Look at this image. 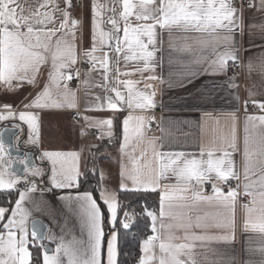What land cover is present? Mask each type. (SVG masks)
Returning <instances> with one entry per match:
<instances>
[{"label":"snow or ice","instance_id":"snow-or-ice-1","mask_svg":"<svg viewBox=\"0 0 264 264\" xmlns=\"http://www.w3.org/2000/svg\"><path fill=\"white\" fill-rule=\"evenodd\" d=\"M121 3L122 10L117 14L116 8L109 9L107 4L101 6L93 0L91 47L85 48L82 54L78 55L75 29L79 22L71 18L72 0H64L63 9H60L54 0H44L35 11L20 5L17 0H0V87L6 86L7 91L14 93L24 84L36 87L41 68L48 65L50 69L48 81L42 90L27 103L22 102L24 110L18 113L19 121L28 126L29 140L33 144H39L40 141V116L32 111L33 109L77 106L76 92L68 87V82L81 77L79 69L74 68L80 62L81 56L82 62L88 65V71L83 73L84 79L81 81L85 92L87 93L92 86L89 78L97 72L102 76L103 84H96L95 87L102 88L105 93H113L111 96L106 95L103 102L95 103L86 110H107L117 113L123 112L125 105L129 110L144 111L154 108V92L149 94L138 90L136 82L132 80H119L121 76L137 74L121 71L119 63L121 57L126 65L128 62L140 61L143 64L141 75L143 72H154L157 65L152 62L157 51V39L165 30L170 36L173 29L205 34L208 39L202 43L212 47L214 53L216 44L223 41L224 51L216 53V58L209 67L214 74L227 77L226 83L229 88L239 89L237 77L228 74L231 66H239V50L235 47V35L237 30L243 34L242 16L238 15V9L234 7L232 0H136L135 3L133 0H121ZM50 6L52 10L47 11ZM102 7L112 15L102 12ZM248 7L264 12V0H259V3H256V0H249ZM57 11L61 12L62 17L58 25L55 18ZM98 17L101 19H97ZM101 24L110 27L104 30ZM259 28L264 34V24L259 25ZM57 32L62 35L57 36ZM69 36L71 41L67 39ZM112 52L116 54V86L109 89L107 87L110 82L109 74L113 71ZM261 59L264 61V57ZM246 67L251 71V62ZM147 79L156 80L158 77L149 75ZM187 83H192L190 78ZM181 86L186 87L187 84ZM145 87L147 89L151 85ZM53 89L56 90L58 99H53ZM252 95L249 91V97ZM234 98L239 102L238 92ZM95 99L101 101L100 96H96ZM249 103L264 113V101L246 99L244 101L246 112ZM0 108L8 113L0 114V121L17 118L13 105L0 101ZM153 119L131 114L122 119L120 122L122 154H129L128 150L133 140L144 139L145 127L150 126ZM245 119L242 194L248 198V202L242 206L245 212L243 230L257 232L264 237V135L258 138L250 137L248 126L251 124L253 128H264V114L246 115ZM114 125L113 117L96 120L94 126L102 130L97 138L104 140L106 134L109 143H112ZM5 135H9L7 128L0 131V159H3ZM148 144L152 150V161L140 166L137 158L130 156L131 169L121 164L119 192L147 193L162 188L160 218L165 217L166 207L167 215L174 218L173 209L176 205L173 201L185 200L187 197L180 193H187L190 189L194 202L206 203L223 211L211 217H197L195 222L189 219L187 223L175 225L185 231L182 238L185 242L175 244L173 241L179 238L170 231L174 225L161 224V229L169 230L166 239L157 235V214L145 204L142 214L150 218L153 234L139 242L138 264H205L208 261L207 256L203 261L196 259L195 242H201V247L207 250V244L212 241L229 243L235 237V211L238 197L241 195L238 191L241 185L237 184L233 188L230 184L231 180H240L233 159L239 151L235 124L230 136L221 138L219 146L207 150L201 147L198 158L196 154L184 151H159L155 139L149 140ZM92 147L99 151L102 145ZM159 147H163V141ZM88 151L93 167L88 169L85 162L84 171L81 170L82 151L42 152L40 158H46L52 164L50 180L53 188L79 187L81 178L87 180L89 171L92 175L97 174L95 163L98 157L92 152V148ZM145 155L147 153L142 152L140 159ZM25 168H28L27 163ZM30 171L33 177L43 176V170L34 165ZM99 175L103 180V173ZM171 178L177 183L161 185V180ZM213 179L216 182L212 183V195H204L203 185ZM19 182L13 179L6 180L4 174L0 173V193H5L8 197L0 204V264H65V260L66 264H121L119 260L121 230L123 235L135 240L139 224L136 213L130 210L132 206L125 207L120 203L117 191L97 185L94 191L78 194L75 202L79 206L82 236L86 234V239H74L70 244L61 242L55 253L50 254L43 243L40 222L32 221L29 230L30 213L24 204L29 198L28 193L35 191V187L33 185L25 191H20L15 187ZM192 182L199 187H194ZM221 184L228 186L227 192L220 187ZM13 191L17 193L15 200L11 199ZM69 202H72L71 198ZM105 221L110 225L107 237L103 227ZM192 229H201L204 234L197 235L191 231ZM208 229H217L220 234L208 235L206 234ZM157 247L159 257L156 254ZM32 248L38 253L35 258ZM258 251L264 255V245H261ZM228 264H231V261ZM260 264H264V260H261Z\"/></svg>","mask_w":264,"mask_h":264},{"label":"crops","instance_id":"crops-1","mask_svg":"<svg viewBox=\"0 0 264 264\" xmlns=\"http://www.w3.org/2000/svg\"><path fill=\"white\" fill-rule=\"evenodd\" d=\"M17 2L25 6V8H31L35 11L44 0H17ZM54 2L59 5L60 9L65 6L64 0H54ZM133 2L135 3L136 0H133ZM92 3L93 0H83L80 7L75 8L73 6L71 9V18L79 22V26L75 29V45L78 55L82 54L85 48L91 47ZM96 3L101 6L107 4L109 9L116 8L117 14L122 10L121 0H96ZM256 3H259V0H256ZM51 10L50 6L47 11ZM101 10L106 15H112L103 7ZM41 11L45 10L41 9ZM238 15L242 16L243 34L241 35L239 30H237L235 47L239 50V65L242 68V73L232 74L230 70L228 73L237 77L238 90L229 88L226 83L227 77L214 74L209 67L212 60L216 58V53L224 51V42L219 41L216 44L214 53L212 47L202 43L208 39L205 34L194 31L184 32L178 29H173L171 36L165 30L158 37L155 60L152 62L157 65L154 72H143L141 75L142 62H128L126 65L123 58H120L119 68L121 71L136 72L137 74L121 76L119 80H132L136 82L138 90L149 94L154 92L155 107L152 109L144 111L129 110L125 105L124 111L117 113L107 110H86V108L95 103L103 102L106 95L111 96L113 93H105L102 88L95 87L96 84H103V78L97 72H94L89 78V83L92 86L87 93L85 92L81 86V81L84 79L83 73L88 71V65L82 62L81 56L80 62L74 66L81 72V77L68 82V87L76 92L77 106L75 108L33 109L32 111L40 116V141L39 144H33L29 140L28 126L19 121L18 113L24 110L23 103L31 100L47 83L50 70L48 65L41 68V75L37 78L36 87L24 84L16 93L7 91L6 86L0 87V101L13 105V110L17 114L16 119L10 118L0 121V127H14L16 125L15 128L19 130V135L15 141L21 143L25 149L32 148L35 150L33 154L37 164L36 167L43 170V176L33 177L30 169H26L24 175L13 173L11 163L14 160L10 158L7 147L4 149L3 159H0V173L4 174L6 180H19L20 182L15 187L20 191H25L34 185L35 191L28 193L29 198L24 204V207L30 213L29 230H31V223L35 219L41 220L46 225V243L50 245V254L55 253L57 246L61 242L70 244L74 239H86V234L82 236L79 206L75 202V197L85 191L80 189V187L53 188L50 180L52 164L46 158L41 159L40 156L43 151H82L81 170L84 171V164L85 162L89 163L91 156L88 151L89 148H92L93 152L94 147L92 146L108 141L106 134L104 140L99 143L91 140V137L97 138L101 134L102 130L94 126V122L98 119L113 117L116 123L117 120L121 122L129 114L133 116L142 115L146 119L154 118L150 126L146 125L145 127L144 139L131 142L128 155L122 154L120 151L121 130L118 146L108 148V154L95 167L98 175V185L106 186L119 193L121 164L131 169L132 159L130 156L137 158L140 166L153 160L152 150L148 144L149 140L155 139L159 151H184L196 154L198 158L201 147L207 150L210 147L219 146L221 138H228L233 124H235L239 151L234 155L233 159L236 162L235 170L240 176V180H231L230 182L240 184L243 192L245 117L246 115L258 116L264 114L251 103L247 107V112L244 106L246 99L264 101V67H262L264 61L261 59L264 57V38H262L264 34L261 33L259 28V25L264 24V12L247 7L244 10L238 9ZM55 18L58 25L62 18L60 11L55 13ZM97 19L101 18L98 17ZM133 23H135L134 19ZM253 25H256V27H253ZM109 27L110 25L101 24V28L104 30ZM60 35L62 33L57 32V36ZM67 39L71 41V36L67 37ZM54 42L55 38H53ZM177 49H180V51H177ZM115 61L116 54L112 52L111 66L113 71L109 74L110 82L107 85L109 89L116 86ZM249 62L252 64L251 71L246 67ZM149 75H155L158 79L149 80L147 79ZM189 78L192 83H187ZM181 84H187V86L182 87ZM146 85H151V87L146 89ZM120 87L122 88L123 86L120 85ZM52 91L53 99H58L56 90L53 89ZM249 91L253 94L251 97H249ZM237 92L239 102L234 98ZM96 96H100L101 101H96ZM0 114L7 115L8 113L5 109L0 108ZM248 126L250 137L258 138L264 135V128H253L251 124ZM113 131L115 137V125ZM82 132L86 134L81 135ZM94 132L97 133V136L94 135ZM161 141H163L162 148L159 147ZM133 148L134 151H132ZM142 152H146L147 155L140 159ZM153 167H155L154 163ZM101 172L104 175L103 180L100 179L99 174ZM255 178L253 177V179ZM215 182V179H213L208 183L212 184ZM160 183L161 185L176 184L177 181L171 178L161 180ZM192 184L194 187H199L195 185V182H192ZM204 185V195H212V192L207 191ZM162 191L163 189L159 188L152 193H158L160 199ZM180 194L185 195L187 198L173 201L174 205H176L173 209L174 218H170L167 215V207L165 208V217H159L161 201L156 212L158 217L156 221L157 235L166 239L167 231L169 230L161 229V224L165 226L174 225L170 231L175 237L179 238L173 241L175 244L185 242L182 239L185 231L182 228L175 227V225L187 223L189 219L195 222L197 217H211L217 212L223 211L206 203L194 202L191 189L187 193ZM69 198L72 199L71 203ZM235 219V237L231 242L212 241L207 244V250L201 247V242H195V255L198 261H203L205 256L208 257V261L205 264H212V262H215V264H228L229 261H231V264H260L261 260H264V255L258 251L261 245H264V237L257 232H245L243 230L245 212L243 207L239 205V198ZM103 227L107 237L110 225L105 221ZM191 231L197 235L204 234L201 229H192ZM206 234L218 235L220 233L217 229H208ZM31 251L35 258L38 255L36 249L32 248ZM156 254L159 257L158 247Z\"/></svg>","mask_w":264,"mask_h":264},{"label":"trees","instance_id":"trees-1","mask_svg":"<svg viewBox=\"0 0 264 264\" xmlns=\"http://www.w3.org/2000/svg\"><path fill=\"white\" fill-rule=\"evenodd\" d=\"M121 134V126L120 121L117 120L115 123V137L113 138V142L109 143V141H103L99 145H102L101 148L105 146L107 149L111 147H115L114 145L118 146ZM100 148V149H101ZM96 148H94V153L96 152ZM102 160L101 157H98L95 167L97 164ZM93 167V161L89 159L88 169ZM98 185V175H92L91 171L88 172L87 180L81 178L80 180V189L84 191H94ZM16 191H13L11 194V199L15 200ZM118 198L120 203L127 207L131 205V211L136 213V219L139 224V229L137 230L136 239L133 240L130 236L123 235V230H121L120 236V249L121 254L119 256V260L121 264H137L138 262V253H139V242L145 239L148 232H150L151 227V220L145 215H141L143 212L144 205L147 204L148 208L153 211L157 212L159 208V194L152 193V192H140V193H131V192H119ZM8 199L5 193H0V204L4 203L5 200Z\"/></svg>","mask_w":264,"mask_h":264},{"label":"water","instance_id":"water-1","mask_svg":"<svg viewBox=\"0 0 264 264\" xmlns=\"http://www.w3.org/2000/svg\"><path fill=\"white\" fill-rule=\"evenodd\" d=\"M4 128L8 129L9 135H5L3 137L5 141V147L8 149V154L12 160H14L11 164V169L13 173H17L19 175H24L26 168L25 163L28 164L27 169H31V167L34 165L36 167V160L34 158V154L32 151L25 149L22 147L21 143H16L15 139L19 135V130L15 127H0V131H3ZM10 146V147H9ZM33 221H39L42 225L40 231L43 235V243L47 247V249L50 252V245L46 243V233H47V227L46 225L39 219H35Z\"/></svg>","mask_w":264,"mask_h":264},{"label":"built area","instance_id":"built-area-1","mask_svg":"<svg viewBox=\"0 0 264 264\" xmlns=\"http://www.w3.org/2000/svg\"><path fill=\"white\" fill-rule=\"evenodd\" d=\"M82 1H83V0H72L73 6H74L75 8L80 7V5L82 4ZM232 3H233V5H234V7H236L237 9H239V10H244V9H246V8L248 7L249 0H234ZM230 72H231L232 74H241V73H242V68L240 67V65H239V66H231V67H230ZM94 135L97 136V133L94 132ZM28 150L32 151L33 153L35 152V150L32 149V148H29ZM230 184H231V186H232L233 188H235V187L237 186V184L232 183V182H230ZM204 187H205V189H206L207 191L212 192V184H210V183H206V184L204 185ZM220 187L223 188V190H224L225 192H227V190H228V186H227V185L222 184V185H220ZM238 191L241 193V195H240L238 198H239V205H240V207H242L243 204H245V203L248 202V198H246V197L242 194L243 192H242L241 187L238 189ZM141 215H143V214L141 213ZM152 234H153V233L148 232L147 235H146V237H145V239H146L149 235H152ZM139 255H140V252L138 253V256H139Z\"/></svg>","mask_w":264,"mask_h":264},{"label":"rangeland","instance_id":"rangeland-1","mask_svg":"<svg viewBox=\"0 0 264 264\" xmlns=\"http://www.w3.org/2000/svg\"><path fill=\"white\" fill-rule=\"evenodd\" d=\"M18 139V138H17ZM91 140L93 141V142H95V143H99V142H101L102 140H100V139H98V138H94V137H91ZM17 143V142H16ZM115 147H116V145H114ZM104 148H101V149H99V151L98 150H96V155H97V157H101L102 159H104L105 158V156L108 154V152H107V148L105 147V146H103Z\"/></svg>","mask_w":264,"mask_h":264}]
</instances>
